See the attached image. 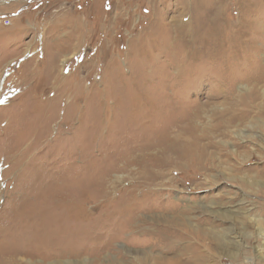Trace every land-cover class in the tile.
<instances>
[{"label":"rangeland","instance_id":"obj_1","mask_svg":"<svg viewBox=\"0 0 264 264\" xmlns=\"http://www.w3.org/2000/svg\"><path fill=\"white\" fill-rule=\"evenodd\" d=\"M208 2L0 0V264H264V0L240 2L234 45L175 41ZM253 92L244 119L213 116ZM133 93L212 104L206 157L147 150L157 111Z\"/></svg>","mask_w":264,"mask_h":264},{"label":"bare ground","instance_id":"obj_2","mask_svg":"<svg viewBox=\"0 0 264 264\" xmlns=\"http://www.w3.org/2000/svg\"><path fill=\"white\" fill-rule=\"evenodd\" d=\"M226 1L227 0H225V1H223V0H209L208 3L203 5L206 8L202 10L203 11L202 13L199 11L202 6L200 7L199 4L198 5L195 4V11L197 10L200 13L196 14L197 24L195 26H193V27L191 25L179 26V25H181V24H179L180 21L177 20L176 18L173 19L172 22H174V24L177 25V28L173 29V31H172L173 35L175 34V37H176V39H174V40L179 42V43H181V42L187 41V39L190 40V38H192V39L193 38H197V41H199V42H202L203 40L207 41V39H208V42H210V46H218L219 44H221V45H225V44L234 45V44L238 43L239 42V38H238L239 36H237V35L240 33V32L238 33V31H241V28H239V26L241 25L243 27V22H244V20H242L243 18L240 17L244 13L241 15L240 10L244 11L245 6L247 4L240 3L242 0L234 1V2H236L235 5H236V7H238V10H239L238 11L239 18L234 20V18L227 19L225 17V15H224V18H223V14H224L223 9L227 8ZM231 1L232 0H230V2ZM247 6H251V5L248 4ZM189 7H187V8H189ZM184 12H186V11H184ZM191 12H194V8H192ZM199 14H201V15H199ZM249 16H251V15H249ZM245 17H247V16H245ZM118 18H120V16ZM56 21H58V24H59V23L65 21V18L64 17H61V18L59 17L58 19L56 18L55 22ZM69 21H71V20H69ZM149 24H150V22H149ZM158 26H160V24L157 25V28H156V24L153 27L149 26V28H146L145 29V33H144L143 36H142V34H140L139 38H135L133 41L130 42L131 46H133V47L136 46L137 47V46L145 45L146 41L150 40V38L152 37L151 36L152 33L155 32V30L159 28ZM75 30H76V28H75ZM69 34L67 35L68 38L71 37V34L70 35ZM227 34H229V35H227ZM252 34H254V33H252ZM242 35H240V36L242 37ZM161 37H165V36H161ZM154 38H156V37H154ZM248 40L250 41V39H248ZM252 45H253V43H252ZM158 47H160V46H158ZM243 51H245V50H243ZM242 54H243V52H242ZM200 61H202V59ZM262 70H264V66L262 67ZM254 79H257V78H254ZM259 81H264V74L261 75V79ZM130 98H131L129 100L130 102H135V104H137L139 106H144L145 105V106H147L149 108H151V105L153 104V101H154V107L156 108V111H157L156 112V116H158V124H157L156 127H152V128H155L157 130V133H158L157 138L158 139H157V141L148 142L146 144V146H148L147 150L149 148L155 146L156 144L162 145L163 148L161 149V151L165 154L166 162L170 163V164H173L172 161H169V160L172 159L173 156L179 157V158H182V157L183 158H193V159H195L197 161H200V160H202L203 158L206 157L204 155V153L206 151L205 150L206 143H204L202 145V142H203V140H204L206 135L204 136V138H203L202 134L199 137H198V134H197V136L194 137V131H197V129H198L197 125H196L197 124L196 122L198 121V124H200L199 121L202 119V115L204 114V112H206L207 108H211V110L216 111L215 108L213 109L214 106L212 104L192 103L190 105L189 104L190 102H187L186 106L180 107V106H175V102H177V100L175 98H171L170 100H168L169 97L165 96V97H160L158 100L157 99L154 100L152 98L153 99L152 100L150 96H148L146 94H143V93H137V94L131 95ZM254 98H259V96H258V94L256 92L251 93L250 100L248 99V97L244 98V97L240 96L239 98H237L235 106H234V104L230 105L231 108H228L226 111L223 110L221 112H215V113H213V116L217 114V116L215 118L220 117L219 118V119H221L220 123L224 127H228V126H230V124H235V123L239 122L241 119H244L248 115V113H249L248 111L252 108L251 104L253 103L251 99H254ZM166 99H167V102L165 103ZM115 101H116V99H115ZM171 107H174V108H171ZM166 108H170V111H169V109L166 110ZM163 111H165V114H163ZM176 127H178L179 133L181 131L182 133H185V136H178L177 137V135L179 133L178 134L176 133V135L174 136L175 138H170V135H171V133L173 131L172 129L176 128ZM211 145H213V143ZM207 157H209V156H207ZM136 159H137L136 161H138L139 163H141L143 165H144V163H146L145 155H144V157H142V154H140L138 156V158H136ZM144 168H145L146 171H150V168L148 170V165H145ZM61 198H62V196H61ZM64 199H66V197H64ZM66 209H68V208L66 207ZM46 212H47V210H44V213H46ZM67 214L69 215V217H67V219H69L71 216H73V213L70 212V211H68ZM63 228L60 227L58 229V227H56L55 229H52V231L61 230Z\"/></svg>","mask_w":264,"mask_h":264},{"label":"built area","instance_id":"obj_3","mask_svg":"<svg viewBox=\"0 0 264 264\" xmlns=\"http://www.w3.org/2000/svg\"><path fill=\"white\" fill-rule=\"evenodd\" d=\"M7 24H9L10 23V20L9 19H7V22H6Z\"/></svg>","mask_w":264,"mask_h":264}]
</instances>
